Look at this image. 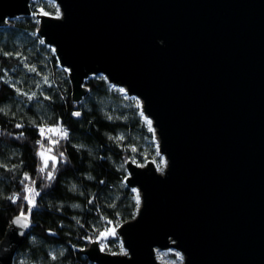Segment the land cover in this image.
<instances>
[{
  "label": "water",
  "instance_id": "95a60500",
  "mask_svg": "<svg viewBox=\"0 0 264 264\" xmlns=\"http://www.w3.org/2000/svg\"><path fill=\"white\" fill-rule=\"evenodd\" d=\"M32 0H0V27L32 16ZM37 34L67 72L74 102L102 76L153 129L163 171L127 161L136 216L116 229L124 253L98 241L92 264H264V0H49ZM16 216L0 242V264L30 232ZM163 264V263H162Z\"/></svg>",
  "mask_w": 264,
  "mask_h": 264
},
{
  "label": "trees",
  "instance_id": "16d2710c",
  "mask_svg": "<svg viewBox=\"0 0 264 264\" xmlns=\"http://www.w3.org/2000/svg\"><path fill=\"white\" fill-rule=\"evenodd\" d=\"M30 9L32 16L0 27V242L24 215L31 229L14 264H92L81 251L137 214L127 161L158 159V147L136 99L102 76L89 78L85 97L73 101L67 72L37 34L38 6ZM45 126L68 133L45 134ZM106 245V253L121 250L118 235Z\"/></svg>",
  "mask_w": 264,
  "mask_h": 264
},
{
  "label": "rangeland",
  "instance_id": "374dc122",
  "mask_svg": "<svg viewBox=\"0 0 264 264\" xmlns=\"http://www.w3.org/2000/svg\"><path fill=\"white\" fill-rule=\"evenodd\" d=\"M31 3H34V4H36L38 6V12H40V13H43L44 12V13H46L48 15H50V14L48 12H45L43 10V6L42 5L45 4V5H47L48 7L52 8V9L54 7V9H55L56 12L54 13V15H51V16H60V12L58 11V8H57V6L55 5L54 2L52 3L49 0H32ZM113 88L118 89L122 93L121 89H119V88H117L115 86H113ZM134 99H136V98H134ZM136 103H137V105L140 108V105L141 104L139 103V100L138 99H136ZM143 118H144V116H143ZM144 119H146V118H144ZM146 122H147L148 126L150 127V130H151L152 134H154L153 133L152 126H150V124H149L148 121H146ZM53 130L48 131V133H52V135H58V136L60 135V136H62L61 130L54 129V128H53ZM48 133H45V134H48ZM48 151H49V149L41 150L40 157H41V159H42L43 162H46L49 159ZM157 157H158V159L152 160L154 162V166H155V168H157V170L163 171L164 166H165V160L158 153H157ZM116 229L117 228H113L112 227L109 230H107V232H105L102 235H100V237L96 238V240L98 241V246L100 247V249L103 252H105L104 250L107 247V245H106L107 239H109V238L113 237L114 235H116L115 234L116 233ZM96 240H94V241H96ZM122 253H124V250L122 249V246H121V250L116 255L122 254ZM173 254H175V256H173ZM155 255H156V259L161 264L162 263L163 264H183V257H182V255L179 254L178 252H176L173 249L172 250L171 249H169V250H161V251L157 250L155 252ZM20 264H22V263H20Z\"/></svg>",
  "mask_w": 264,
  "mask_h": 264
},
{
  "label": "built area",
  "instance_id": "2783aa9c",
  "mask_svg": "<svg viewBox=\"0 0 264 264\" xmlns=\"http://www.w3.org/2000/svg\"><path fill=\"white\" fill-rule=\"evenodd\" d=\"M41 130L43 129V131L45 132V133H48V131H51V128L49 127V126H45V127H42V128H40ZM62 130V134H67L68 133V130H66V129H61Z\"/></svg>",
  "mask_w": 264,
  "mask_h": 264
},
{
  "label": "snow or ice",
  "instance_id": "6c2138e0",
  "mask_svg": "<svg viewBox=\"0 0 264 264\" xmlns=\"http://www.w3.org/2000/svg\"><path fill=\"white\" fill-rule=\"evenodd\" d=\"M77 115H78V113H77ZM42 132H43V129L41 130ZM27 178V177H26ZM49 178H51V173H49ZM29 203L31 204V201L29 200ZM31 209H29V211H30ZM24 219H27V217H24Z\"/></svg>",
  "mask_w": 264,
  "mask_h": 264
},
{
  "label": "bare ground",
  "instance_id": "6f19581e",
  "mask_svg": "<svg viewBox=\"0 0 264 264\" xmlns=\"http://www.w3.org/2000/svg\"><path fill=\"white\" fill-rule=\"evenodd\" d=\"M133 191H135V190H133ZM135 192H136V194H138L137 191H135Z\"/></svg>",
  "mask_w": 264,
  "mask_h": 264
}]
</instances>
